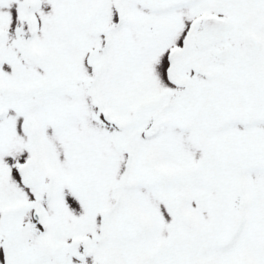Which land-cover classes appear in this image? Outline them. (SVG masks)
<instances>
[{"label": "snow or ice", "instance_id": "snow-or-ice-1", "mask_svg": "<svg viewBox=\"0 0 264 264\" xmlns=\"http://www.w3.org/2000/svg\"><path fill=\"white\" fill-rule=\"evenodd\" d=\"M0 264H264V0H0Z\"/></svg>", "mask_w": 264, "mask_h": 264}]
</instances>
